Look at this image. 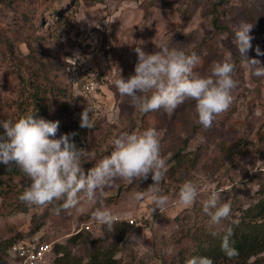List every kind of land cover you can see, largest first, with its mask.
Instances as JSON below:
<instances>
[{"label": "rangeland", "instance_id": "obj_1", "mask_svg": "<svg viewBox=\"0 0 264 264\" xmlns=\"http://www.w3.org/2000/svg\"><path fill=\"white\" fill-rule=\"evenodd\" d=\"M62 2L16 0L12 5L0 4V121L16 119L15 100L24 85L19 74L31 88L42 87L40 93L49 104L48 117L59 121L55 138L75 132L77 146L90 151L86 171L110 153L114 137L154 127L162 133L163 154L171 153L169 170L160 185L169 202L162 212L152 213L150 200L134 199L136 191L147 190L153 183L151 177L133 184L118 179L116 187L105 189L103 202L117 217L116 223L123 224L115 223L109 231L92 219L98 204L84 205L83 212L55 215L52 206L28 207L18 199L31 182L21 171L0 176V262L15 264L5 247L36 236L50 244L51 250L59 244L68 246L81 264L87 263L97 244L113 245L116 264H180L195 250L198 239L221 231L228 222L211 226L202 211V202L213 185L222 190L224 200L232 202L233 221L264 186V140L260 138L264 135V77L252 76L241 65L234 44L236 26L253 24L247 55L264 65V0ZM140 41L149 54L162 44L195 51L200 62L194 71L202 75L210 72L214 61H234L238 84L228 110L216 116L210 128L198 123L192 100L171 114L163 109L146 114L135 110L130 98L121 96L113 82L120 72L125 79L135 74L138 58L134 49ZM74 59L81 70L91 74L98 87L96 95L83 94V81L74 74L79 69L71 65ZM27 84L23 93H35ZM84 108L94 117L91 130L80 128ZM177 151L185 153L180 167L173 158ZM187 180L200 185V195L190 207L177 202L180 186ZM129 219H134L133 225ZM130 233L142 237L147 247L130 244ZM118 234L121 236L116 237ZM76 235H80L78 241L71 242ZM56 257L51 252L42 264H53ZM252 264H258L257 260Z\"/></svg>", "mask_w": 264, "mask_h": 264}, {"label": "clouds", "instance_id": "obj_2", "mask_svg": "<svg viewBox=\"0 0 264 264\" xmlns=\"http://www.w3.org/2000/svg\"><path fill=\"white\" fill-rule=\"evenodd\" d=\"M253 24L241 22L234 32V44L239 52L241 65L252 76L264 77L261 61L249 58ZM226 38V37H222ZM143 41L136 47L137 63L134 75L127 79L120 72L114 86L121 96L130 98L131 106L146 114L163 109L171 114L188 100L195 101L198 123L210 128L219 114L228 110L233 101L232 91L237 87L236 63L231 59L214 61L208 74L194 71L200 62L195 51L185 48L169 47L162 44L154 53L142 50ZM257 55H261L257 49ZM76 58H82L76 55ZM91 110L84 108L80 114V128L91 130L94 117ZM35 111L22 116L16 122L0 121L6 139L0 138V164L15 165L30 179L18 199L28 207L52 206L55 215L61 211L72 214L84 211V205H99L92 212V219L100 226L113 231L117 217L103 202L105 189L116 187V181L128 184L147 181L153 183L147 190L134 193V199L142 202L147 198L153 207L152 213L163 211L169 196L163 194L161 182L169 170L171 153L162 151V133L154 127L144 131L123 132L114 137L111 151L103 156L93 167L85 170L91 158L89 150L80 148L74 141L77 133L62 134L55 138L59 121L34 118ZM200 195L197 181L187 180L179 189L178 203L184 207L194 205ZM202 211L209 217V225H220L228 221L223 234L213 231V237L220 236L221 250L232 259L239 255L233 246L234 229L231 226L232 202L222 198V190L210 191L202 202ZM130 244L145 248L142 237L129 234ZM170 251V250H169ZM186 264H215L206 256L194 255Z\"/></svg>", "mask_w": 264, "mask_h": 264}, {"label": "trees", "instance_id": "obj_3", "mask_svg": "<svg viewBox=\"0 0 264 264\" xmlns=\"http://www.w3.org/2000/svg\"><path fill=\"white\" fill-rule=\"evenodd\" d=\"M15 1L16 0H0V4L5 5L9 2V4L12 5ZM62 1L64 0H56V2H58L59 4L63 3ZM220 2L224 3L225 0H220ZM50 13L52 12L50 11ZM213 25L215 27H218L217 21H214ZM64 64L68 65V63H64L63 61V65ZM18 76L19 80H21L24 85H20L21 87L19 95L15 100V109L17 116L13 122H16L22 116L31 114L34 111V118H44L45 120L55 122L53 121L55 119H50L48 117L49 104L45 102L46 96H44V93H40L42 87L40 86L39 89L37 88V90L35 86L31 88L32 85L29 84V81H24V78L19 74ZM26 83H28L27 87L35 90V93H29V95H25V93H23ZM0 138L6 139L5 132L1 130V128ZM260 138L264 140V135H261ZM221 147L227 149L224 145H222ZM184 155L185 153H182V151H177V153H175L173 158L176 161V166L180 167L184 164ZM19 173L20 170L15 165L6 166L0 164V176L17 175ZM257 195L258 198H256L252 203H249L247 207L239 210L240 215L234 220V223H232L231 225L235 233L232 238L234 240L233 246L238 250V256L232 259L227 258L224 252L221 250L220 236L213 237L211 233H208L203 240H197V243L195 244V250L190 253L188 258L194 255H199L210 257L211 259H213L215 264H252V260H257L258 264H264V256L261 258L262 254L264 253V186H261L258 189ZM228 223L229 222L226 223L225 227L228 226ZM116 224L123 223L120 222ZM224 228L218 233L222 235ZM79 236L80 235H76L73 238H70V241H78L77 239ZM120 236L121 234L116 235V237ZM86 238H90L89 234L86 235ZM18 241H14L10 243V245H7L5 247L8 253L12 245L17 243ZM51 252H54V254H56L57 256L53 264L82 263L79 259L71 255V251L68 246L60 244L55 245ZM114 252L115 249L113 248V245L104 247L101 244H97L95 248L90 250L89 260L86 264H116L117 262L114 258ZM12 260L16 264L17 259L13 257ZM186 260L182 261L180 264H186ZM0 264L2 263L0 262ZM3 264L6 263L3 262Z\"/></svg>", "mask_w": 264, "mask_h": 264}, {"label": "built area", "instance_id": "obj_4", "mask_svg": "<svg viewBox=\"0 0 264 264\" xmlns=\"http://www.w3.org/2000/svg\"><path fill=\"white\" fill-rule=\"evenodd\" d=\"M72 66L78 67L79 70H75L74 74L80 78L83 82L81 83V90L86 95H96L98 91L97 84L92 81L90 73H86L85 69L81 70V66L77 64V59H74L71 63ZM81 71V72H80ZM134 219H129L130 225L134 224ZM88 229V227H86ZM11 256L17 259L16 264H42L45 257L51 252V245L46 242H41L38 237H29L23 239L12 245L9 249Z\"/></svg>", "mask_w": 264, "mask_h": 264}]
</instances>
